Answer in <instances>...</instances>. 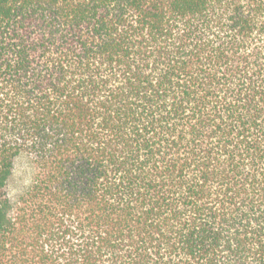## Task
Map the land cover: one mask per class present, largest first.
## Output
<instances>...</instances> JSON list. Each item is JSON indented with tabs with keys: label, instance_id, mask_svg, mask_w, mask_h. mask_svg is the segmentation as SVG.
I'll use <instances>...</instances> for the list:
<instances>
[{
	"label": "trees",
	"instance_id": "1",
	"mask_svg": "<svg viewBox=\"0 0 264 264\" xmlns=\"http://www.w3.org/2000/svg\"><path fill=\"white\" fill-rule=\"evenodd\" d=\"M0 264H264V0H0Z\"/></svg>",
	"mask_w": 264,
	"mask_h": 264
},
{
	"label": "clouds",
	"instance_id": "2",
	"mask_svg": "<svg viewBox=\"0 0 264 264\" xmlns=\"http://www.w3.org/2000/svg\"><path fill=\"white\" fill-rule=\"evenodd\" d=\"M17 182L13 186L12 194L15 195L19 190L27 188L31 185L34 179V173L28 166L21 167L17 173Z\"/></svg>",
	"mask_w": 264,
	"mask_h": 264
},
{
	"label": "rangeland",
	"instance_id": "3",
	"mask_svg": "<svg viewBox=\"0 0 264 264\" xmlns=\"http://www.w3.org/2000/svg\"><path fill=\"white\" fill-rule=\"evenodd\" d=\"M23 166H28L29 167V165H27V162L24 160V159H18L17 161H16V165H15V173H14V176H13V178H12V182H11V187L13 188V186L16 184V182H17V176H16V173H17V171L21 168V167H23Z\"/></svg>",
	"mask_w": 264,
	"mask_h": 264
}]
</instances>
